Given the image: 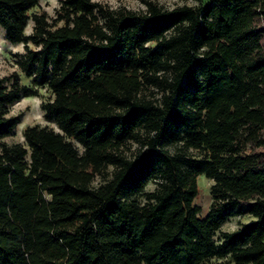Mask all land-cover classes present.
Returning <instances> with one entry per match:
<instances>
[{
  "label": "trees",
  "instance_id": "obj_1",
  "mask_svg": "<svg viewBox=\"0 0 264 264\" xmlns=\"http://www.w3.org/2000/svg\"><path fill=\"white\" fill-rule=\"evenodd\" d=\"M38 5L0 0L31 80L0 77V264H264V0ZM42 90L59 130L4 142Z\"/></svg>",
  "mask_w": 264,
  "mask_h": 264
},
{
  "label": "rangeland",
  "instance_id": "obj_2",
  "mask_svg": "<svg viewBox=\"0 0 264 264\" xmlns=\"http://www.w3.org/2000/svg\"><path fill=\"white\" fill-rule=\"evenodd\" d=\"M95 2L112 9L125 8L136 12L144 10V0H94ZM165 8H172L179 5L197 6L199 0H151ZM61 0H39V5L30 10V14L44 12L49 21H52L56 15V10L60 5ZM33 21L29 20L25 29L26 34L31 33ZM25 53L23 43L12 44L5 35V30L0 26V77L9 78L13 73H17L21 81L25 84H31V80L22 73L19 67V60ZM49 96L45 90L41 91V95L21 97V99L13 102L8 106L10 115L19 116V123L14 129V132L4 137L2 140L6 143L24 142L23 129L27 125L40 124L47 125L59 130L55 122L46 120L42 107L43 101ZM76 146L81 149L80 145ZM134 144L131 145L133 149ZM198 195L195 198V203L201 209V216H204L211 204L212 197L210 186L212 180L200 175L197 178ZM153 188V184L149 183L147 189ZM251 218L245 214L234 213L228 217L220 226L216 233L218 236L222 232H230L238 229L243 223L248 222Z\"/></svg>",
  "mask_w": 264,
  "mask_h": 264
}]
</instances>
